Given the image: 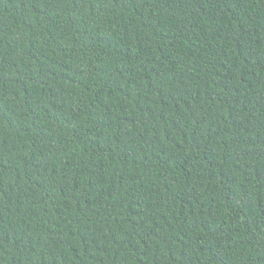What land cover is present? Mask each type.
Returning a JSON list of instances; mask_svg holds the SVG:
<instances>
[{"label": "trees", "instance_id": "trees-1", "mask_svg": "<svg viewBox=\"0 0 264 264\" xmlns=\"http://www.w3.org/2000/svg\"><path fill=\"white\" fill-rule=\"evenodd\" d=\"M0 264H264V0H0Z\"/></svg>", "mask_w": 264, "mask_h": 264}]
</instances>
